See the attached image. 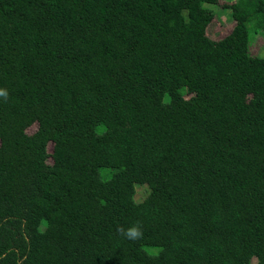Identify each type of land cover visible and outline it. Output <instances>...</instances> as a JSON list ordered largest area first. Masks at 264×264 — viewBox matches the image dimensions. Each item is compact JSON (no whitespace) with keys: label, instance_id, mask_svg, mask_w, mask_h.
Here are the masks:
<instances>
[{"label":"trees","instance_id":"obj_1","mask_svg":"<svg viewBox=\"0 0 264 264\" xmlns=\"http://www.w3.org/2000/svg\"><path fill=\"white\" fill-rule=\"evenodd\" d=\"M208 3L0 0V264H264V0Z\"/></svg>","mask_w":264,"mask_h":264},{"label":"rangeland","instance_id":"obj_2","mask_svg":"<svg viewBox=\"0 0 264 264\" xmlns=\"http://www.w3.org/2000/svg\"><path fill=\"white\" fill-rule=\"evenodd\" d=\"M237 0H219V3H208L206 6L213 10V18L207 26L208 35L215 40H221L226 35H228L234 25L235 20L232 13V9L226 8L223 5L231 4ZM252 23L254 25H252ZM249 25L250 30V51L254 55L264 56V27L262 25H257L256 21ZM256 24V25H255ZM37 123L30 126L27 131L29 133L34 132L37 129ZM53 143L49 144V150L52 151ZM257 258L251 259L249 264H256Z\"/></svg>","mask_w":264,"mask_h":264},{"label":"clouds","instance_id":"obj_3","mask_svg":"<svg viewBox=\"0 0 264 264\" xmlns=\"http://www.w3.org/2000/svg\"><path fill=\"white\" fill-rule=\"evenodd\" d=\"M3 92L0 91V95H2ZM130 238H135L139 235V230L137 228H129L126 233Z\"/></svg>","mask_w":264,"mask_h":264}]
</instances>
